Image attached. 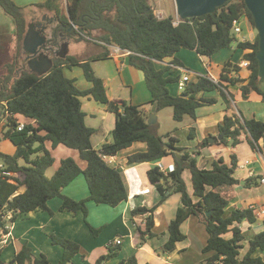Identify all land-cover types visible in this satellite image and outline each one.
<instances>
[{"label":"trees","instance_id":"trees-1","mask_svg":"<svg viewBox=\"0 0 264 264\" xmlns=\"http://www.w3.org/2000/svg\"><path fill=\"white\" fill-rule=\"evenodd\" d=\"M36 5L55 11L56 23L49 35V49L55 57L50 59L53 63L51 69L44 74L33 72L28 63L20 58L24 52L23 41L31 25L26 7L19 6L13 0H0V6L13 18L18 48L10 60L0 61V119H5L0 128V141L8 138L16 146L13 153L2 151L0 146V253L4 247L3 240L19 215L37 209L53 213L49 201L55 197L62 199L60 211L83 212L85 216L88 214L89 200L111 206L126 201L128 189L123 174L117 167L111 166L106 157L142 141L147 143V150L129 155V163L157 161L173 153L176 166L172 171H165L159 165H153L147 172L160 198L154 206H138L132 210L133 216L146 215L145 227L136 228L140 240L157 235L153 230L156 208L177 192L181 194L182 204L169 223V238L163 245L164 252L174 250L177 242L185 238L181 225L191 214H195L205 223L209 234L203 251L212 252L200 264H264V259L255 255L257 250H264V230L249 240L248 248L243 253L245 235L240 224L245 220L255 222V210L248 207L229 211V199L221 193L222 187L239 182L235 176L238 165L236 155H232L231 164L220 158L211 168L199 167L196 158L185 147L177 145L178 138L159 133L158 122L148 123L149 114L144 104L129 101L118 103L109 99L104 80L93 70L94 59L81 62L68 54L61 56L59 51L62 46L60 42L57 44L61 36L64 43L67 40H86L101 44L105 48L102 56L111 55L109 45L113 44L130 50L129 62L144 72L152 94L148 103L152 111L157 113L172 107L173 118L177 122L188 116L196 119L199 107L217 101L204 93L220 91L226 96L229 87L240 81L243 82L240 88L245 98L256 91L264 101V83L259 82L258 74L259 36L257 34L254 40H243L234 29L235 21L243 17H247L255 28L246 3L243 0H230L215 13L180 18L177 25L174 24L176 17L173 15L160 17L150 0H71L65 11L60 8V0H45ZM234 45L245 50L243 58L250 61L247 79L236 76L242 68L239 64L228 62L218 80L208 75H197L180 94L171 93L169 85L178 83L181 78L179 74L173 75L171 68L175 67L171 63L184 65L176 56L177 52L191 49L202 56L211 57ZM170 57L167 66L157 67L159 62ZM74 65L83 68L85 78L92 83L90 88L80 89L76 79L66 75L65 69ZM83 96H92L115 114L113 140L104 143L100 149L94 147L92 138L102 129L87 124L86 112L82 108ZM21 115L28 120L19 129ZM219 130L220 134L224 133L220 142L229 144L231 140L235 146L242 141V134L248 133L251 146L257 149L260 139L264 138V120L243 119L238 113L226 114ZM194 135L195 127H191L190 136ZM60 144L77 150L85 166H81L73 156L63 157L54 174L48 176V168L56 161L51 150ZM208 145L210 141L206 138L193 152ZM186 169L191 171L193 196L197 201L189 193L183 177ZM81 174L86 178L89 196L76 200L64 195L63 189ZM91 229L94 233L100 231L94 227ZM229 233L231 236L227 237ZM51 237L53 243L60 244L64 249L59 264H68L81 252V246L76 241L54 234ZM116 254L118 251L110 247V252L103 255L101 260ZM0 264L52 262L46 254L36 255L25 244L10 261L5 262L0 258ZM118 264L138 262L135 256H131Z\"/></svg>","mask_w":264,"mask_h":264},{"label":"crops","instance_id":"crops-1","mask_svg":"<svg viewBox=\"0 0 264 264\" xmlns=\"http://www.w3.org/2000/svg\"><path fill=\"white\" fill-rule=\"evenodd\" d=\"M67 1L69 2L70 0ZM150 3H152V0H150ZM157 13H160V17L169 15H173L175 17L177 16L176 7L174 8L173 12H170V14L167 15L162 11L158 12V10ZM249 31L251 37L247 40H253V37H255L256 35L253 32V29H250ZM75 42H79V44L82 43V45H80L81 51H72L69 52V55L79 59V61L81 62L87 61L89 59H94L92 60L93 70L98 77H101L104 80L106 92L110 100L118 103L129 101L133 104H144V107L149 115L150 113H156L152 111L151 104H148L152 99V94L147 86L144 72L141 69L130 64L128 55H121L118 57L113 55L102 56L105 48L101 44L86 40ZM244 53L245 50L237 48L236 45H234L230 48H224L211 57H207L205 59V56L200 55L195 50L181 49L176 53V56L184 63V65L181 66L182 69L176 67L171 69L173 70V75L179 74L180 77L184 73L183 71L186 70L191 73L190 75L192 76V79H196L197 75H208L214 80H218L222 73L224 65L228 62L240 64V62L244 59ZM170 60L171 57L166 58L164 61L159 62L157 64V67L164 68L165 66H167ZM78 67L81 69H79L73 77L69 76L66 73V68V75L70 78L76 79L77 86L78 84H82L83 88L78 86L80 89L90 88L92 86V83L85 78L83 68L81 66ZM69 70L71 72L75 71L73 68H70ZM249 74L250 70L242 67L241 70L236 73V76L241 79H247L249 77ZM242 83L243 82L240 81L235 85H231L226 96H223L220 91L204 93L205 96L215 97L217 101L213 104L203 105L199 107L197 109L196 119L188 116L181 122L176 121L179 125H175V128L173 127L171 130H167L166 134H161L170 135L172 137L178 138L179 140L181 138L178 137L176 132L174 133L173 131H181L182 137H186L187 135V144L182 146L181 141H178L177 145L185 147L191 153V156L196 158L197 164L201 168H211L215 160H218L220 158H223L226 163L231 164L232 155H236L238 165L235 176L237 179H239V182L232 186L222 187L221 193L229 199V211L233 210L234 208L251 207L256 212L257 219L255 222L251 223L245 220L240 224V227L245 235V247L243 249V253H245L248 248V245H246V243L248 242L249 244L250 239H252L257 233L264 230V138L260 139L257 149H254L251 146L248 133H243L241 136L242 141L235 146L231 144V140L229 144L222 143L219 141V139H216V141L214 142L210 141L211 137H218L220 135L219 125L223 121L226 114L234 115L238 113L243 119L256 118L264 120V101L262 99V96L256 91H252L249 96L245 98L240 88V85ZM169 88L171 93L174 95H178L181 93L177 82L170 84ZM81 100L82 108L86 112L87 124L94 128L102 129L101 133L95 134L92 138L94 147L96 149H100L104 143L111 142L113 140L112 130L115 125V114L108 111L105 104L97 101L92 96H83L81 97ZM170 108L171 107H167L156 113V122H158L160 129V119L162 112L173 115V110L169 111ZM191 127H195L194 136H190ZM206 138H209L210 145L201 149L199 148V151L193 152L198 144ZM60 145L61 146L59 147V150H68V152L65 154L66 156L64 157L71 155L74 156L76 154L79 155V153H75V151H73L74 149L71 150L69 149V147H65L62 144ZM146 150L147 143L137 141L134 142L131 146L119 151L118 154L106 157V161L111 166H115L119 170H121L124 182L128 189V199L115 206L116 209L112 212L117 215L119 222L122 221L125 227L121 232L125 234L127 232L129 233L128 237L130 240V244L126 245L127 241L123 240L121 244H116V242L111 241L109 245H105V241L102 242L94 239L85 225L74 232L73 226L81 220L80 215L83 216V212L72 213L68 211H61L66 212L69 215L54 217L59 218L55 222H59L57 227H59L60 237H68L69 239L79 243L81 246L80 253H83L84 251L88 252L87 255H84V260H87L88 258L91 262H94L96 264H100L97 259L98 255L100 253L101 255L106 254L108 247L114 246L120 248L118 255L110 260L102 261V264H118L121 260L135 255L138 264L203 263L212 254V252L203 251V248L206 246V243L208 241L209 234L204 223H202L199 217L195 214H191L181 225V229L186 235L185 238L177 242L176 248L174 250L170 252H164L163 250V245L169 238V232L167 230L169 223L172 221V219L175 218L177 210L182 204L180 193H172L167 198V200L161 204L158 210L155 211V226L153 230L157 235L153 237H146L142 241L140 240L139 234L136 232V228L138 226H140L141 228L145 227L146 215L133 216L132 210L138 206H154L160 198V193L157 188L150 182L147 172L153 165H159L165 171H172V169H174L176 166L175 155L173 153L157 161L142 163L128 162L129 155ZM178 153L180 154V152ZM17 175L22 176L21 174ZM79 176L64 189V193H66L65 195L75 198L76 200L82 199V196L84 198H87L89 196V190L88 188H85L84 181L83 179L79 178ZM183 177L187 183L189 193L193 196L191 171L189 169L184 170ZM23 190L24 187L21 188V191ZM193 198L194 201H197L195 196H193ZM52 200L56 202L55 206L53 207L61 205L58 197H55ZM97 204L100 206L95 207L97 209H95V212L93 214L96 215L97 213L98 215H102L103 213L105 214L107 212H110L107 206L111 205L105 203ZM37 210L34 211L36 212ZM130 214H132L133 220L135 221L134 225H137L135 229L129 227L130 225L128 220ZM96 218L97 216H93L90 220L91 225H93L94 227H99V223H103L106 221L99 217L100 222H98V219ZM52 221L53 220L45 225L44 229L50 227V225L53 224ZM15 222L11 226L10 233L7 234L4 238L5 245L0 253V258L5 262H7V259L4 258V254L2 255V253L6 252L5 249L10 246V250L12 249V255L14 253L16 254L17 252L18 245H6L10 242L14 243L15 241H17L16 237H19V235H16V237H14L15 234H13V227L15 225ZM30 224L31 223L28 222L29 232H31L32 229H39L34 227L32 228L33 225L30 226ZM67 224L70 225V231ZM126 228L128 229V231ZM158 234H161V236L159 237ZM229 236H231V233L227 234V237ZM184 240L186 241L185 245H180V242H183ZM29 246L32 248L33 252L36 255H39L41 253L46 254L52 264H57V261H60L63 256L64 249L60 244L45 246L43 245V248H41L40 245ZM56 246L58 247V249H55ZM82 249H84V251ZM263 252L264 250L259 249L255 253V255H259L264 259ZM50 253L54 255V258H52ZM208 253L210 255H208ZM77 255H75L71 260L72 264H77ZM85 262L86 261L81 264H85Z\"/></svg>","mask_w":264,"mask_h":264},{"label":"rangeland","instance_id":"rangeland-1","mask_svg":"<svg viewBox=\"0 0 264 264\" xmlns=\"http://www.w3.org/2000/svg\"><path fill=\"white\" fill-rule=\"evenodd\" d=\"M13 1L16 4H18L19 6L26 7L27 17H28L31 25H34V27L38 31L43 32L44 33V34H42L43 36L49 37L52 26L55 25V23H56V21L54 19L55 18V11H50V10H47V9L40 7V6H37V5L35 6V4L41 3L45 0H13ZM67 3H68L67 0H60V8L62 9V11L66 10ZM152 3L155 6V8L158 10V12L162 11L166 15L170 14V12H173L174 8L176 7L175 0H152ZM159 14L160 13H158V15ZM240 25L242 27V32L237 33L238 37H240L242 39H249L251 37L250 31H249L250 29H253V32L255 33V35L258 34L257 30L255 28H252L253 25L247 17L246 18L243 17L241 19ZM14 32H15V25H14L13 18L7 12L4 11L2 6H0V61H2V59L3 60H10L13 57L14 53L17 52V49H18L17 48V41L15 38ZM243 37H245V38H243ZM255 37H253V40L255 39ZM57 41H58V43H57L58 45H59V42L61 43L60 44L61 46L65 45V54L69 55V52L77 51V50L81 51L80 45H82V43L79 44V42H75L74 40H67L64 43L62 41H65V40L61 36L58 37ZM48 46H50V45L48 44ZM59 53H60V51H59ZM46 55L49 57V59H52L55 57V55L53 54V52L50 49H48V51L46 52ZM20 58L22 60L26 61V63H28L29 59H27V53H26L25 49H24V52L21 54ZM204 58L206 59L207 56H205ZM74 66H72V68L75 70L74 72H71L69 70L70 68H67V70H66V73L71 77H73L76 74V72L79 69H81L77 65H74ZM78 86L83 88L82 84H78ZM172 110H173V108L171 107L169 111H172ZM25 120H28V118L21 115L19 121H22L25 123L26 122ZM4 121H5V119H3L2 121L0 119V122H1L0 128L1 129L3 127ZM160 123H161V129L159 126V133H163V134H166L167 130H171L173 127L175 128V125H179V124H177L176 120L173 119V115L166 114V112H162ZM173 132L174 133L176 132L177 136L181 138L179 141H181L182 146L187 144V135H186V137H182L181 131L175 130ZM0 146H1L2 151L8 152V153H13L16 149L15 144L8 138H2L0 141ZM60 146L61 145H58L55 149L51 150L52 154L56 157L55 158L56 161L52 167L48 168V170H47L48 176H52L54 174V172L56 171V169L58 168V166L60 164V159L64 156H66L65 154L68 152V150H63V151L59 150ZM65 147H67V146H65ZM69 149L72 150V148H69ZM73 151H75V153H78V151L75 149ZM71 156H73V155H71ZM73 157H75L80 162L81 166L84 167L85 162L81 160L79 155L76 154ZM79 178L83 179L84 184H85V188H88L87 181H86L84 174H81V176H79ZM64 189H63L62 193L65 195L66 193H64ZM58 198L61 202V197L58 196ZM81 198L84 199L83 196ZM55 204H56V202L54 200L50 201V203H49V207L53 211V213H51L48 210L40 209V210H37L36 212L33 211V212L28 213V214L25 213V214L19 215V217L17 218L15 225L13 227V234H15L14 237H16V235H19V237H16L17 241H15L14 243L10 242L6 245H18L17 251L20 248H22L23 245H25V244L26 245H40L41 248H43V245L44 246L45 245H57L55 243L53 244L52 237H51L52 234L60 237L59 227H57L59 222H55L59 218H54V217H61L62 215L67 216L69 214H67L66 212H61L59 209L60 205L53 207V206H55ZM91 206H93L94 208ZM97 206H100V205H98L97 203L92 202V201L87 202L88 214H87V216H85V214H83V216L80 215L81 220L73 226L74 232H76L80 227L85 225V227L91 233L92 237L94 239H97V240L102 241V242L105 241V245H109V243L111 241L115 242L118 238L122 239V241L123 240L127 241L126 245L130 244V240L128 237L129 233L127 232L125 234V233L121 232L125 227H124L122 221L119 222L117 215H115V213L112 212V211H115L116 207L115 206H107L110 212H107L105 214L103 213L102 215H98L96 213V215H95L93 213L95 212V209H97V208H95ZM160 206L161 205H159L156 208V211L158 210V208ZM93 216H97L96 219H98V222H100L99 217L103 220H106V221L103 223H99L100 224L99 227L98 226L94 227L90 223L91 222L90 220ZM137 216H143V215L139 214ZM49 219H50V221L53 220L52 221L53 224L50 225V227L44 229V226L50 222ZM128 221H129V225H130L129 227H131L132 229H135L137 227V225H134L135 221L133 220L132 214H130ZM200 221L202 223H204L201 219H200ZM28 222L31 223L30 226L33 225L32 228L34 227V228H39V229H32L31 232H29L28 231ZM34 223H38V224H34ZM204 225H205V223H204ZM67 226H69V231H70V225L67 224ZM91 227H94L95 229H99L100 231L98 233H94L92 231ZM127 231H128V229H127ZM158 236L160 237L161 234H158ZM136 237H138V236H136ZM62 238H65V237H62ZM3 243H4L3 245H5V240H3ZM185 243H186V241L184 240L183 242H180V245H185ZM246 245H249L248 242L246 243ZM113 248L115 250H117L118 252L120 251L119 247L114 246ZM55 249H58V247L56 246ZM82 250L84 251V249H82ZM5 251H4L5 253H2V255L4 254L3 255L4 258H6L7 261H10L12 259V257L15 256V253L12 255V249L10 250V246L7 249H5ZM109 252H110V247H108V249H107V253H109ZM87 254H88L87 251H84L83 253H79L76 256V258L78 259L77 264H81L84 261H86L85 264H96L94 262H91L88 258H87V260H84L85 259L84 255H87ZM106 254H104V255H106ZM263 254H264V252H263ZM117 255L118 254H116V255H114L111 258H108L106 260H110V259L116 257ZM208 255H210V254L208 253ZM51 256H52V258H54L53 254H51ZM102 257H103V255H101V253H100L98 255V258H97L98 262L100 261V264L103 263L101 260ZM127 257H129V256H127ZM58 262H60V261H57V264H59ZM69 264H72V262H70Z\"/></svg>","mask_w":264,"mask_h":264},{"label":"water","instance_id":"water-1","mask_svg":"<svg viewBox=\"0 0 264 264\" xmlns=\"http://www.w3.org/2000/svg\"><path fill=\"white\" fill-rule=\"evenodd\" d=\"M230 0H175L177 15L182 18H191L203 16L209 13H215L217 9ZM253 16L255 29L259 36V48L257 51L259 82L264 83V0H243ZM45 36L38 31L34 25H30L25 35L23 46L30 56H35L39 48L46 43ZM59 55H65V45L61 47ZM52 61L49 57L41 54L39 57H31L28 61L29 68L38 74H44L52 67ZM157 121L156 113H150L148 123L153 124ZM224 133L218 137H211L210 141L221 140ZM210 212L208 211L207 214Z\"/></svg>","mask_w":264,"mask_h":264},{"label":"built area","instance_id":"built-area-1","mask_svg":"<svg viewBox=\"0 0 264 264\" xmlns=\"http://www.w3.org/2000/svg\"><path fill=\"white\" fill-rule=\"evenodd\" d=\"M179 22H180V17L177 15L175 20H174V24L177 25V24H179ZM240 22H241V20H236L235 21L234 29H235L236 33H241L242 32V27L240 25ZM109 48H110V54L113 55V56H117V57L121 56V55H128L129 56V54L131 53L130 50L123 49L120 46L115 45V44L109 45ZM171 65L176 67V68L182 69L181 66H178V65H175V64H171ZM239 65L241 67H243V68L249 69L250 61L248 59H243L240 62ZM183 72L184 73L182 74V76H181V78H180V80L178 82V87H179L180 91H183L186 88L187 83L192 79V76L190 75L191 73L189 71L184 70ZM24 124H25L24 122L19 121L18 128L22 129L24 127ZM263 181H264V178H263ZM115 242H116V244H121L122 240L118 238Z\"/></svg>","mask_w":264,"mask_h":264},{"label":"flooded vegetation","instance_id":"flooded-vegetation-1","mask_svg":"<svg viewBox=\"0 0 264 264\" xmlns=\"http://www.w3.org/2000/svg\"><path fill=\"white\" fill-rule=\"evenodd\" d=\"M40 32H41V31H40ZM41 34H43V32H41ZM46 39H47L46 43H45L43 46H41V47L39 48L38 53H37L35 56H30L29 58H28V54H27V59H30L31 57H39L41 54H44L45 56H47V55H46V52H47L48 49H49L48 44L50 43V39H49V37H46ZM47 57H48V56H47Z\"/></svg>","mask_w":264,"mask_h":264}]
</instances>
